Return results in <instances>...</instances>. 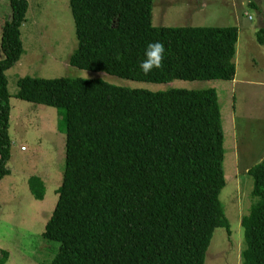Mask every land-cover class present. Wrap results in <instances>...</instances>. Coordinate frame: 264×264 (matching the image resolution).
<instances>
[{
	"label": "trees",
	"instance_id": "obj_1",
	"mask_svg": "<svg viewBox=\"0 0 264 264\" xmlns=\"http://www.w3.org/2000/svg\"><path fill=\"white\" fill-rule=\"evenodd\" d=\"M0 36V180L9 173L5 70L23 51L28 0H7ZM80 69L145 82L232 80L237 27L154 26L152 0H68ZM255 38L264 45V27ZM164 67L145 75L149 43ZM19 99L61 110L64 169L42 236L59 243L50 264H203L216 227L230 234L223 131L214 88H129L99 78L22 76ZM256 200L241 218L242 264H264V158L247 169ZM37 177L29 187L42 198Z\"/></svg>",
	"mask_w": 264,
	"mask_h": 264
},
{
	"label": "rangeland",
	"instance_id": "obj_2",
	"mask_svg": "<svg viewBox=\"0 0 264 264\" xmlns=\"http://www.w3.org/2000/svg\"><path fill=\"white\" fill-rule=\"evenodd\" d=\"M10 13V6L0 4V36L1 25ZM25 18L20 27L23 51L5 70L10 155L6 163L9 173L0 181V264H50L59 247L57 241L41 233L55 206L64 169L61 110L17 98V80L26 75L87 79L86 72L88 79L129 88L216 90L225 178L219 200L230 234L224 227L214 229L203 264H242L246 242L241 218L256 200L247 169L264 158V45L255 38L258 28L264 27V0H152L154 26H236L234 81L176 79L155 83L80 69L68 62L76 46L68 0H28ZM32 176L41 181V199L29 187Z\"/></svg>",
	"mask_w": 264,
	"mask_h": 264
},
{
	"label": "clouds",
	"instance_id": "obj_3",
	"mask_svg": "<svg viewBox=\"0 0 264 264\" xmlns=\"http://www.w3.org/2000/svg\"><path fill=\"white\" fill-rule=\"evenodd\" d=\"M144 55L145 59L140 63L139 67L145 75H148L153 70L163 69V61L165 59V46L163 43L159 41L149 43ZM86 77L88 79L87 72Z\"/></svg>",
	"mask_w": 264,
	"mask_h": 264
},
{
	"label": "crops",
	"instance_id": "obj_4",
	"mask_svg": "<svg viewBox=\"0 0 264 264\" xmlns=\"http://www.w3.org/2000/svg\"><path fill=\"white\" fill-rule=\"evenodd\" d=\"M252 3V2H251ZM1 5H3V4H5V6H8L9 7V3H0ZM6 4H8V5H6ZM27 10H28V8H27ZM9 15V14H8ZM20 32H21V39H22V31H21V29H20ZM234 63H235V60H234ZM235 72H236V67H235ZM234 77H235V75H234ZM228 81H234V78L232 79V80H228ZM21 150H23V147H21L20 148ZM1 181V180H0Z\"/></svg>",
	"mask_w": 264,
	"mask_h": 264
}]
</instances>
